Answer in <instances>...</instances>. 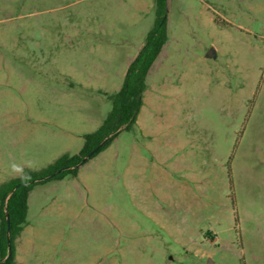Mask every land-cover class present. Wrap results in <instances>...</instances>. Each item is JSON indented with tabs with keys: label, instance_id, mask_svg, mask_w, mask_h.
<instances>
[{
	"label": "rangeland",
	"instance_id": "374dc122",
	"mask_svg": "<svg viewBox=\"0 0 264 264\" xmlns=\"http://www.w3.org/2000/svg\"><path fill=\"white\" fill-rule=\"evenodd\" d=\"M164 17L136 124L34 187L17 264H264V0ZM155 24V0H0L1 182L78 154Z\"/></svg>",
	"mask_w": 264,
	"mask_h": 264
},
{
	"label": "trees",
	"instance_id": "16d2710c",
	"mask_svg": "<svg viewBox=\"0 0 264 264\" xmlns=\"http://www.w3.org/2000/svg\"><path fill=\"white\" fill-rule=\"evenodd\" d=\"M155 4V27L149 31L144 45L129 65L119 91L108 96L112 103L111 111L96 131L84 136V145L78 154L73 156L64 154L40 171L25 169L24 176L30 177L27 183L21 179L23 176L5 182L0 181V264H17L15 241L27 224L28 199L34 187L52 179L62 180L67 176L76 177L79 172V167L76 166L85 157L88 159L84 163L106 150L121 131H129L136 124L143 106V95L147 89L146 78L168 41L164 17L165 0H155ZM8 237L11 242L12 255L3 261L8 251Z\"/></svg>",
	"mask_w": 264,
	"mask_h": 264
},
{
	"label": "water",
	"instance_id": "95a60500",
	"mask_svg": "<svg viewBox=\"0 0 264 264\" xmlns=\"http://www.w3.org/2000/svg\"><path fill=\"white\" fill-rule=\"evenodd\" d=\"M215 56V54H214V51H213V49H211L208 53H207V57H214ZM103 143H101V145H102ZM100 145V146H101ZM93 152H91V154H92ZM88 159V157H85L83 160H82V162L81 163H79L76 167H80L86 160ZM10 195H11V193L9 194V196L8 197H10ZM7 225H8V227H9V216H8V214H7ZM11 255H12V249H11V242H10V238L8 237V251H7V255H6V257L3 259V261L4 260H6V259H8V258H10L11 257ZM3 261H1V262H3Z\"/></svg>",
	"mask_w": 264,
	"mask_h": 264
},
{
	"label": "clouds",
	"instance_id": "9594fccd",
	"mask_svg": "<svg viewBox=\"0 0 264 264\" xmlns=\"http://www.w3.org/2000/svg\"><path fill=\"white\" fill-rule=\"evenodd\" d=\"M13 167L15 169V166H13ZM21 179H23L24 182L27 183V181H28V179H30V177H28V176L25 175V176L21 177Z\"/></svg>",
	"mask_w": 264,
	"mask_h": 264
}]
</instances>
